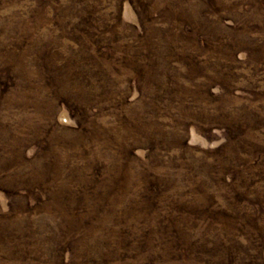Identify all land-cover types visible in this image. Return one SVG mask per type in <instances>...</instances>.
Returning a JSON list of instances; mask_svg holds the SVG:
<instances>
[{"label":"rangeland","instance_id":"374dc122","mask_svg":"<svg viewBox=\"0 0 264 264\" xmlns=\"http://www.w3.org/2000/svg\"><path fill=\"white\" fill-rule=\"evenodd\" d=\"M0 264H264V0H0Z\"/></svg>","mask_w":264,"mask_h":264}]
</instances>
